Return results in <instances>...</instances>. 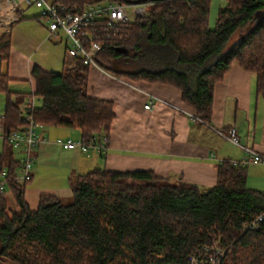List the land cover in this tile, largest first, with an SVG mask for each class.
Segmentation results:
<instances>
[{"label": "trees", "instance_id": "16d2710c", "mask_svg": "<svg viewBox=\"0 0 264 264\" xmlns=\"http://www.w3.org/2000/svg\"><path fill=\"white\" fill-rule=\"evenodd\" d=\"M52 1L75 12L94 3L147 0ZM209 7L210 0H153L145 16L99 30V67L116 77L178 88L195 118L210 124L214 85L233 62L256 75L258 95L264 91V18L251 22L264 0H225L213 28ZM234 35L236 41L223 52ZM10 49L9 29L0 35L5 133L23 124L20 107L35 95L39 126L77 129L83 139H108L113 104L87 95L88 64L77 59L56 72L34 63L32 91L16 92L2 70ZM2 141L0 172L7 161V189L17 210L10 211L0 194V264H188V255L217 237L228 247L222 264H264V191L247 186L246 166L221 160L216 183L203 190L185 181L172 184L152 170L95 168L72 179L69 203L44 194L31 210L24 199L26 183L13 178L20 160ZM260 215L257 228L244 227Z\"/></svg>", "mask_w": 264, "mask_h": 264}, {"label": "crops", "instance_id": "0c3cea01", "mask_svg": "<svg viewBox=\"0 0 264 264\" xmlns=\"http://www.w3.org/2000/svg\"><path fill=\"white\" fill-rule=\"evenodd\" d=\"M15 15L16 18L0 25V35L9 29L11 33L10 55L2 63V70L12 78L8 84L10 90L30 92V68L34 63L55 71L53 66L61 63L63 68L71 64V59L65 56V40H57L62 44V59L59 52L48 56L40 51L46 43L47 24L30 20L34 15L22 16V8ZM20 23H27L32 31L25 29L23 33ZM36 29L40 30L38 37ZM28 44L34 46L33 52ZM52 47L59 49L58 45ZM86 91L90 97L110 100L113 104L106 152L63 149L55 139L76 137L77 129L39 126L40 141L35 149L32 176L24 187V199L31 210L38 207L39 198L44 194L70 198L72 179L95 168L152 170L169 182L185 181L206 189L216 183L219 162L241 159L246 154L243 147L264 155V91L257 94L256 75L236 62L214 85L210 124L197 120L194 110L182 100L181 91L169 84L116 77L90 65ZM4 101L0 98V112L4 110ZM148 101L152 103L151 109L144 108ZM230 127L236 129L240 145L217 132ZM3 150L0 138V153ZM12 154L15 159H21L19 150L13 149ZM6 164L7 161L2 170L6 171ZM246 184L264 191V162L246 166ZM3 197L8 209L16 211L10 190L6 189Z\"/></svg>", "mask_w": 264, "mask_h": 264}, {"label": "built area", "instance_id": "2783aa9c", "mask_svg": "<svg viewBox=\"0 0 264 264\" xmlns=\"http://www.w3.org/2000/svg\"><path fill=\"white\" fill-rule=\"evenodd\" d=\"M24 5L41 10L40 17L47 24L48 36L62 40L60 32L65 36V56L76 62L83 60L89 66L99 67L97 56L101 52L102 43L99 30H111L119 24L133 22L136 18L143 17L151 10L153 0L139 3H94L83 7L81 10L70 12L63 5L52 0H0V25L16 18L15 12ZM72 67L73 64H67ZM100 68V67H99ZM38 97L29 95L23 102L20 113L23 124L18 128L5 133L4 113L0 114V138L6 139L13 149L22 153L19 170L13 178L17 183L28 181L32 176V166L36 159L35 149L40 141L39 125L34 119ZM152 103L147 102L145 109H151ZM220 136L233 144L240 145L236 129L228 128L226 131L218 130ZM107 137L93 135L89 139L76 137H57L55 142L66 150L89 153L95 151L103 154L107 149ZM246 154L241 159H231L233 165L247 166L251 162H264V155L243 147ZM8 175L5 170L0 172V194L7 189ZM262 216L256 217L245 228L255 229ZM223 251L212 244H205L196 248L188 255V264H220Z\"/></svg>", "mask_w": 264, "mask_h": 264}, {"label": "rangeland", "instance_id": "374dc122", "mask_svg": "<svg viewBox=\"0 0 264 264\" xmlns=\"http://www.w3.org/2000/svg\"><path fill=\"white\" fill-rule=\"evenodd\" d=\"M224 3H225V0H210V7H209V15H208V26H209V28H213L214 26H215V22H216V16H217V11H218V8L220 7V6H222V5H224ZM102 4H104V3H102ZM21 8L23 9V15L22 16H32V15H34L32 18H30V20L31 19H33V20H35L37 23H40V24H45L46 22H45V20H44V18H42V17H40L39 16V14L41 13V10H39V9H37V8H35V7H32V6H30V7H26V6H24V5H22L21 6ZM38 15V16H37ZM37 16V17H36ZM35 22V23H36ZM19 28L20 29H22V31H23V33H25V29H26V31H28V29L30 30V31H32L30 28H28L27 27V23H20L19 25ZM30 27H33L32 25L30 26ZM15 29H17V28H14V30ZM41 34H40V30L39 29H36L35 30V36L36 37H38V36H40ZM60 37L62 38V40H64L65 39V36L63 35V33L62 32H60ZM236 38H237V36L236 35H234V36H232L231 38H230V40H228V42L226 43V45L224 46V49H223V52H225V51H227L228 49H229V47L236 41ZM37 39H39V38H37ZM45 40H46V43L43 45V47H42V50H40V51H42V52H44L46 55H52V54H54L55 56H56V53L57 52H59V54L61 55V59H62V56H63V50H62V44L61 43H58L57 42V39L56 38H54V37H49L48 35H47V32L45 33ZM38 43V42H37ZM54 45H58V47H59V49H57V48H54V47H52V46H54ZM27 47L32 51L33 49L32 48H34V46H31V44H28L27 45ZM37 47V46H36ZM39 50H38V54H41V52H40ZM33 52V51H32ZM69 59V58H68ZM5 63H3V65H4ZM71 64H73V66L75 65V61H73V60H71ZM53 67H55V68H53L56 72H59L61 69H62V64L61 63H59V66H53ZM119 67H122V66H119ZM122 69H125V70H131V69H134L133 67H125V66H123V68ZM104 70V69H103ZM104 71H106V72H108V70H104ZM109 73V72H108ZM111 74V73H110ZM0 98L2 99V98H4V95L2 94V93H0ZM5 99V98H4ZM4 107V106H3ZM2 109H4V108H2ZM3 113V110L0 112V114H2ZM41 130V129H40ZM39 130V131H40ZM170 183H172V184H174V183H176V181H173V180H171L170 181ZM200 188V187H199ZM200 189H204V188H200ZM61 200H62V202L63 203H69L70 201H71V197L70 198H65V197H63V198H61ZM212 245L213 246H217V247H219L220 248V250H222L223 251V255H222V257H221V262H220V264H222V262H223V259H224V257H225V255H226V252H227V249H228V247L226 246V245H224V244H222L221 243V240H220V237H217L216 239H214V241H212Z\"/></svg>", "mask_w": 264, "mask_h": 264}, {"label": "water", "instance_id": "95a60500", "mask_svg": "<svg viewBox=\"0 0 264 264\" xmlns=\"http://www.w3.org/2000/svg\"><path fill=\"white\" fill-rule=\"evenodd\" d=\"M264 18V8L261 10H257L254 15L253 18L251 20V22H255L258 23L260 20H262ZM118 51H124L125 49L123 47H118L117 48Z\"/></svg>", "mask_w": 264, "mask_h": 264}]
</instances>
